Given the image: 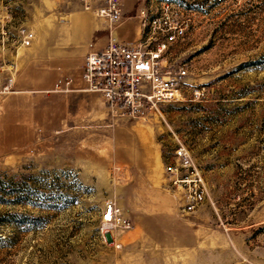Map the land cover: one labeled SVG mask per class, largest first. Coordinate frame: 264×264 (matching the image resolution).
<instances>
[{"label":"rangeland","instance_id":"374dc122","mask_svg":"<svg viewBox=\"0 0 264 264\" xmlns=\"http://www.w3.org/2000/svg\"><path fill=\"white\" fill-rule=\"evenodd\" d=\"M172 1L188 30L169 54L187 76L153 115L85 118L55 92L33 94L35 108L0 95V264H264V0ZM78 10L0 0V25L18 38ZM180 146L204 177L197 214L165 172ZM110 202L132 229H102Z\"/></svg>","mask_w":264,"mask_h":264},{"label":"built area","instance_id":"2783aa9c","mask_svg":"<svg viewBox=\"0 0 264 264\" xmlns=\"http://www.w3.org/2000/svg\"><path fill=\"white\" fill-rule=\"evenodd\" d=\"M81 1L85 11L101 15L111 26L122 21L124 0ZM156 2L158 5L151 4L139 11L145 35L138 45H127L113 38L104 49L91 52L85 58L82 74L85 91L101 95L115 116L145 119L181 95L187 69L173 61L169 53L171 47L186 36L188 21L174 1ZM35 40L34 31L22 30L18 38H13L10 31L0 25V53L9 44L29 48ZM8 67L0 55V69ZM2 80L0 95L12 93L14 77ZM71 87V79H60L53 92H69ZM174 159V165L166 166L167 178L182 193L183 212L194 213L206 197L204 177L184 146L175 150ZM132 227L131 221L114 202L105 207L102 214L104 231H125Z\"/></svg>","mask_w":264,"mask_h":264},{"label":"crops","instance_id":"0c3cea01","mask_svg":"<svg viewBox=\"0 0 264 264\" xmlns=\"http://www.w3.org/2000/svg\"><path fill=\"white\" fill-rule=\"evenodd\" d=\"M138 1L124 0L122 21L115 26L95 12L78 10L54 17L50 23L37 29L36 40L29 48L9 44L0 53L9 65V72L16 76L17 91L11 93L9 98L32 100L31 107L35 108L39 96L33 94L51 93L58 80L71 79L72 89L69 92H55L56 99L63 103L61 109H69L76 102L82 110L80 115L85 118L106 116L108 108L103 97L85 91L86 84L82 80L85 58L91 52L104 49L113 38L131 46L143 40L145 34L138 14L144 7L137 9ZM128 154L132 155V152L128 151ZM192 238L194 240L195 235ZM204 238V250L213 255L219 241L212 231L207 232Z\"/></svg>","mask_w":264,"mask_h":264}]
</instances>
